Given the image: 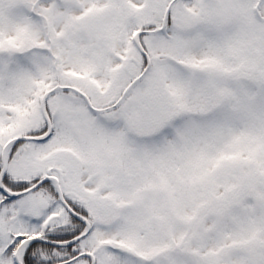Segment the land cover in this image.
<instances>
[{
	"label": "snow or ice",
	"instance_id": "obj_1",
	"mask_svg": "<svg viewBox=\"0 0 264 264\" xmlns=\"http://www.w3.org/2000/svg\"><path fill=\"white\" fill-rule=\"evenodd\" d=\"M0 264H264V0H0Z\"/></svg>",
	"mask_w": 264,
	"mask_h": 264
}]
</instances>
